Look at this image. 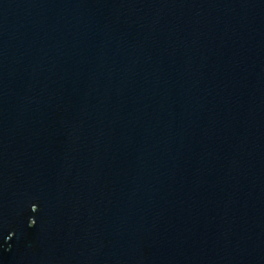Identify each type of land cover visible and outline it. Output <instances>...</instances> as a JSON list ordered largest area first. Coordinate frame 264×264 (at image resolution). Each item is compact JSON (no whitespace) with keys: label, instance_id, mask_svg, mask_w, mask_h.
<instances>
[{"label":"water","instance_id":"water-1","mask_svg":"<svg viewBox=\"0 0 264 264\" xmlns=\"http://www.w3.org/2000/svg\"><path fill=\"white\" fill-rule=\"evenodd\" d=\"M0 264H264V0H0Z\"/></svg>","mask_w":264,"mask_h":264}]
</instances>
